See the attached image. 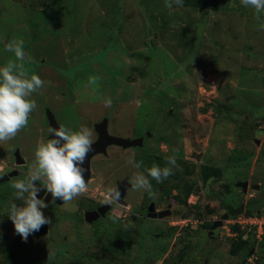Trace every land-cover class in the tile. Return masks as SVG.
<instances>
[{"label": "rangeland", "instance_id": "374dc122", "mask_svg": "<svg viewBox=\"0 0 264 264\" xmlns=\"http://www.w3.org/2000/svg\"><path fill=\"white\" fill-rule=\"evenodd\" d=\"M262 22L264 14L258 21L240 0L209 11L169 9L165 0H0V66L15 60L7 42L23 39L25 68L45 82L31 96L37 108L28 124L0 142V181L18 171L0 182V264H264L259 225L205 226L220 220L227 204L246 203L264 215ZM109 97L112 106L105 107ZM47 110L60 126L87 127L92 139L94 125L107 118L112 136L142 137L143 145H112L107 156L98 154L88 191L68 204L46 202L42 211L51 224L41 229L47 233L25 241L7 213L13 202L23 203L14 200L12 184L26 179L38 144L51 139ZM172 155L173 174L163 183L149 177L151 193L132 188L137 173L168 166ZM129 157L143 166L134 168ZM204 165L223 169L222 177L204 182ZM187 182L200 190L184 202L175 185ZM239 182L254 188L245 192ZM122 183L128 185L123 203L94 223L84 219L109 187ZM163 184L172 193L157 207L171 205L172 214L150 219L147 206ZM240 236L253 245L252 254L250 246L232 252Z\"/></svg>", "mask_w": 264, "mask_h": 264}, {"label": "clouds", "instance_id": "9594fccd", "mask_svg": "<svg viewBox=\"0 0 264 264\" xmlns=\"http://www.w3.org/2000/svg\"><path fill=\"white\" fill-rule=\"evenodd\" d=\"M240 2L244 7L253 9L257 20H261L264 14V0H240ZM174 5L183 7L184 0H165L167 8L171 9ZM260 27L264 30V22ZM23 45V39H13L7 42L5 50L14 53L15 60H9L4 66H0V142L14 139L18 132L28 124L30 114L37 108V103L31 99V96L38 92L45 83L38 74L29 75L23 63L25 61ZM97 80V77H90L89 84L95 85ZM104 104L105 107H111V98L105 99ZM48 131L52 134V138L46 143L38 144L35 151L34 168L28 171L26 179L17 180L12 184L15 190L14 200L23 203L21 206L13 202L7 215L14 224L15 232L25 241L30 234L39 231L43 225L51 224L50 218L46 217L42 211L48 207V204L45 199L39 198L41 191H44L46 195L50 194L53 202L62 200L64 204H68L88 191V185L83 176L85 171L83 164L88 153L93 150L94 142L91 131L87 127L72 131L64 125L59 128H50ZM127 163L136 169L143 166L142 160L136 161L133 157H129ZM166 163L168 166L165 167L153 165L147 168V175L137 173L129 182L132 188L143 189L151 193L152 185L149 177L158 183H163L173 174V168L177 166L176 155L169 156ZM120 199V190L109 187L101 203L119 206ZM254 215L262 214L255 212L247 215L245 211L240 215L231 216L224 222L229 223L241 216ZM116 219L119 217L113 216V220ZM53 256L54 253L49 249V259Z\"/></svg>", "mask_w": 264, "mask_h": 264}, {"label": "water", "instance_id": "95a60500", "mask_svg": "<svg viewBox=\"0 0 264 264\" xmlns=\"http://www.w3.org/2000/svg\"><path fill=\"white\" fill-rule=\"evenodd\" d=\"M47 114H48L49 122L51 124V128H59L60 125L58 124L54 114L50 110H47ZM96 130L98 132V139L93 143V145H92L93 150L88 153V156H87V158L83 164V168L85 169V171L83 172V176H84L86 183L88 182V180L91 177H95V174H92V172H91V158L94 155L100 154V153L106 154L107 153V147L110 145H117V146H121L123 148L137 147V146L143 145V138L142 137L141 138H135V139H128V138H121V137L112 136L108 130V119L107 118L102 120V122L96 124ZM51 138H52V135H51ZM257 142H259V140H257ZM15 156H16V161H17L18 165H23L25 163V160L22 158L19 150H16ZM17 174H18V171H14L10 174V176H14ZM10 176H5L3 178V180H1L0 182L8 180L10 178ZM37 184L39 186V182H37ZM125 185H126L125 183H122L118 187V189L121 192V199H120L121 203H123V197H124V194L126 191ZM248 185H249L248 182H239V186H241L245 192L248 190ZM255 187L257 189L259 188V186H255ZM159 195H160V191H158L153 196L152 202L149 206V215L152 217L157 216V213H155V202L158 200ZM39 198L45 199V202H47V203L53 202L51 195L50 194L46 195L44 191H41L39 193ZM55 203H58L61 205V204H63V201L62 200H56ZM112 207L113 206H111V205H103V206L99 207L98 210L87 211L85 213V219L88 222L92 223L93 221L99 219L100 217H104L106 215V213ZM244 210H245V204H241L239 207L229 206L227 213H225L222 216V219L218 220V221H214V223L212 225V229H215L219 226H222L224 223V220H228L231 216L240 215L244 212ZM167 214H171V210H167L165 212H160L159 217L163 218ZM47 231H48V227H45V228L37 231L36 235L39 236L43 233H47ZM254 250H255V248L252 249L251 254L254 252Z\"/></svg>", "mask_w": 264, "mask_h": 264}, {"label": "trees", "instance_id": "16d2710c", "mask_svg": "<svg viewBox=\"0 0 264 264\" xmlns=\"http://www.w3.org/2000/svg\"><path fill=\"white\" fill-rule=\"evenodd\" d=\"M223 0H184V6L187 7H193V8H204L209 10H220V3H222ZM223 175V169L219 168V167H215L212 165H204L201 168V176L204 182L209 181L212 178H220ZM165 185V184H164ZM180 193L178 194L180 199L184 202H187L188 198L194 194V193H198L200 190V186L196 183H189L187 182L186 184H184L183 186L179 187L177 186V184L175 185ZM165 191L164 194H171L172 193V188L168 187V185H165ZM255 212H253L251 210V208H247L246 214L247 215H251L254 214ZM1 217V216H0ZM213 225V221H206L205 222V226L207 228H212ZM232 229L233 231H240V227L242 228V226L238 223L236 224H232ZM264 234V233H263ZM246 246H250L248 249V254L252 252L253 249V245L246 239H244L242 236H240L233 244V249L232 252L238 253L240 252L241 249H243ZM260 250V248H259Z\"/></svg>", "mask_w": 264, "mask_h": 264}, {"label": "flooded vegetation", "instance_id": "af4514ba", "mask_svg": "<svg viewBox=\"0 0 264 264\" xmlns=\"http://www.w3.org/2000/svg\"><path fill=\"white\" fill-rule=\"evenodd\" d=\"M94 133H95V139H92L93 140V142H95L97 139H98V132H97V130H96V124L94 125ZM110 146H112V145H110ZM109 147V146H108ZM107 147V148H108ZM107 154H108V152L106 153V156H107ZM98 154H96V155H94L92 158H91V172H92V162H93V160H94V158L97 156ZM17 162V161H16ZM92 174H95L94 172H92ZM95 177H96V174H95ZM91 178H94V177H91ZM90 178V179H91ZM90 179L88 180V182H87V184L89 183V181H90ZM126 187H125V189L128 187V185L126 184L125 185ZM253 187L254 188V185H250L249 184V186H248V188L249 187ZM165 185L163 184V185H160L155 191H154V193H153V195H152V197H151V201H150V203L148 204V206H147V215H148V217L150 218V219H156V220H160V219H164L165 217H167V216H170L171 214H172V209H171V205L170 206H168L167 208H162V209H159L158 207H157V204H158V202H159V200H160V198L162 197V195L164 194V191H165ZM259 189V188H258ZM158 191H160V195H159V198H158V200L155 202V213H157V216L156 217H152V216H150L149 215V206H150V204H151V202H152V198H153V196L158 192ZM49 204H51V205H60V204H58V203H55V202H50ZM241 204H245V210H244V212L245 211H247V204L246 203H239V204H234V205H231V204H227L226 206H225V211L227 212L228 211V207L229 206H234V207H239ZM104 204H102V205H98V206H96L95 208H93V209H90V211L91 210H98L99 209V207H101V206H103ZM113 208V207H112ZM112 208L106 213V215L104 216V217H106L107 215H108V213L112 210ZM167 210H171V214H167L165 217H163V218H160L159 217V213L160 212H165V211H167ZM87 211H85L84 212V214H83V217H84V219H85V213H86ZM258 214H261V212H257ZM102 217H100L99 219H97V220H95V221H93L92 223H94V222H96V221H98V220H100Z\"/></svg>", "mask_w": 264, "mask_h": 264}, {"label": "built area", "instance_id": "2783aa9c", "mask_svg": "<svg viewBox=\"0 0 264 264\" xmlns=\"http://www.w3.org/2000/svg\"><path fill=\"white\" fill-rule=\"evenodd\" d=\"M257 222V223H256ZM231 224H241L243 227H252L254 225L255 227L259 225V231H264V215H254V216H241L239 218H236L234 220L229 221Z\"/></svg>", "mask_w": 264, "mask_h": 264}]
</instances>
